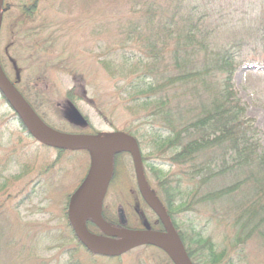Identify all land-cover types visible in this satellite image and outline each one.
I'll use <instances>...</instances> for the list:
<instances>
[{
  "label": "rangeland",
  "instance_id": "rangeland-1",
  "mask_svg": "<svg viewBox=\"0 0 264 264\" xmlns=\"http://www.w3.org/2000/svg\"><path fill=\"white\" fill-rule=\"evenodd\" d=\"M212 2V8L220 11L213 17L224 21L221 23L229 25L231 16H235L230 26L237 25L230 33L245 31L243 18L257 23L264 20V6H261L264 0ZM145 9V0H3L0 65L52 129L68 134L123 132L135 121L130 112L132 94L126 88L148 77L151 69L162 68L177 52L173 46L175 33L172 37L161 33L160 39L156 38V53L164 61L154 66L152 55L143 54L149 40L141 37V30L135 35L131 27L147 17ZM155 27L159 28L157 23L151 32ZM258 50L255 60L239 68L235 83L264 144V108L252 97L244 80L247 67L264 66V50L260 46ZM128 51L134 53L130 61L125 59ZM253 55L250 52L248 57ZM164 68L159 70L161 74ZM75 109L88 122L87 126L71 117ZM141 112L148 114V111ZM0 152L11 156V168L0 176V203L4 206L0 209V221L5 227L0 236V264H175L163 248L153 245L136 247L118 257L94 255L82 246L68 220V203L91 167L89 153L86 150L60 152L40 144L24 128L1 91ZM125 156V162L119 163L120 181L117 179L110 187L104 205L112 221L118 220L121 206L130 228L127 230L139 231L144 227V217L148 221L156 220L157 214L139 195L135 163L129 154ZM146 169L149 168L146 166ZM148 180L153 186L158 181L153 172H148ZM93 213L90 210L87 215L93 216ZM180 215L183 214L178 212L174 218L180 221ZM223 221L220 215L218 225ZM184 223L180 232L187 239L202 233L207 239L204 243L219 246L216 249L219 258L234 255L233 249L245 248L254 264H264V258L260 257L264 241L259 235L260 231L264 232V226H255L253 238L244 242L243 238L235 240L237 228L233 226H218L192 218ZM90 227L96 232L94 226ZM28 237L34 243L39 241L35 254H30L28 244H23Z\"/></svg>",
  "mask_w": 264,
  "mask_h": 264
},
{
  "label": "trees",
  "instance_id": "trees-1",
  "mask_svg": "<svg viewBox=\"0 0 264 264\" xmlns=\"http://www.w3.org/2000/svg\"><path fill=\"white\" fill-rule=\"evenodd\" d=\"M212 3L145 0L147 17L131 27L135 35L141 30V37L149 40L143 54L152 55L154 66L164 61L156 53L161 33L167 37L175 33L173 46L177 52L162 68L151 69L148 77L126 88L132 94L130 112L135 121L123 133L136 142L145 169L147 166L150 173H155L157 184L153 186L148 180V188L170 218L193 263L234 264L236 260L235 264H254L245 248L233 249L234 255L219 258V246L204 243L207 239L202 233L187 239L178 229L190 218L218 225L222 215L224 221L218 226L236 227L235 240L248 242L257 230L255 226H264V144L235 83L239 68L255 60L259 46L264 50V20L257 23L243 18L245 31L233 34L230 29L237 24L231 27L230 23L235 16H231L229 25L221 23L224 21L213 17L220 11L214 10ZM155 23L159 28L151 32ZM250 52H254L251 58ZM126 54L125 59L132 60L130 55L134 53ZM244 80L252 97L264 108V70L246 71ZM146 110L148 114L142 115ZM127 153L131 152L115 155L110 186L120 181L119 158ZM10 158L0 152V176L11 168ZM143 200L157 214L156 220L144 217V226H164L157 210L145 197ZM178 212L185 221L174 218ZM87 221L93 222L90 218ZM2 228L0 221V236ZM259 235L264 241V232ZM25 241L30 254L38 252L39 241L34 243L31 237ZM224 251L229 253L226 248ZM260 257L264 258V252Z\"/></svg>",
  "mask_w": 264,
  "mask_h": 264
},
{
  "label": "water",
  "instance_id": "water-1",
  "mask_svg": "<svg viewBox=\"0 0 264 264\" xmlns=\"http://www.w3.org/2000/svg\"><path fill=\"white\" fill-rule=\"evenodd\" d=\"M3 0H0V13ZM0 91L8 104L18 115L31 136L39 143L56 149L84 148L91 156V168L87 178L72 194L68 217L79 241L93 254L110 257L141 246L158 245L172 256L176 264H194L175 231L171 220L165 211L152 197L147 189L143 169L138 160L137 148L134 142L125 136H101L87 134H68L56 131L43 122L34 109L25 100L15 85L7 78L0 66ZM75 122L85 123L81 114L74 110ZM123 149H131L135 153L136 170L140 190L146 196L160 215L166 226V232L133 231L111 228L103 218V199L111 177L113 156ZM92 210L93 218L104 235H96L88 231L85 224L87 213ZM122 224H126L122 208L119 210Z\"/></svg>",
  "mask_w": 264,
  "mask_h": 264
},
{
  "label": "bare ground",
  "instance_id": "bare-ground-1",
  "mask_svg": "<svg viewBox=\"0 0 264 264\" xmlns=\"http://www.w3.org/2000/svg\"><path fill=\"white\" fill-rule=\"evenodd\" d=\"M124 157H126V156H125V155H121V156H120V158H119V163H120V164H121V163L123 164V162H125ZM127 160H128V159L126 158V165H127V167H128V166H130V164L127 163ZM127 167H126V168H127ZM128 168H130V167H128ZM123 169H125V167H124ZM125 170H126V169H125ZM126 171H127V170H126ZM126 171H123V172H124V173H127ZM128 172H129L130 174L132 173V172H130V171H128ZM129 173H128V176H129ZM135 177L137 178V181H138V175H135ZM168 218H169V217H168ZM169 219H170V218H169ZM181 227H183V226H181ZM178 229H180V231H181V228H178ZM179 238H180V237H179ZM180 240H181V239H180ZM182 243H183V242H182ZM190 259H191V258H190ZM192 262H193V261H192Z\"/></svg>",
  "mask_w": 264,
  "mask_h": 264
},
{
  "label": "flooded vegetation",
  "instance_id": "flooded-vegetation-1",
  "mask_svg": "<svg viewBox=\"0 0 264 264\" xmlns=\"http://www.w3.org/2000/svg\"><path fill=\"white\" fill-rule=\"evenodd\" d=\"M150 226H148V228H149ZM157 227V228H156ZM155 228L156 229H152V230H158V231H161V232H166L167 231V229H166V227L165 226H156ZM149 229H151V228H149Z\"/></svg>",
  "mask_w": 264,
  "mask_h": 264
}]
</instances>
